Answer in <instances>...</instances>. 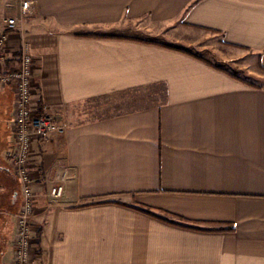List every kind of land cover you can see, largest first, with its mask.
Listing matches in <instances>:
<instances>
[{
  "label": "crops",
  "instance_id": "crops-1",
  "mask_svg": "<svg viewBox=\"0 0 264 264\" xmlns=\"http://www.w3.org/2000/svg\"><path fill=\"white\" fill-rule=\"evenodd\" d=\"M0 14L18 18L0 73L25 48L34 104L64 127L32 142L30 264H264V87L172 34L216 32L264 68V0H0ZM13 104L0 84V264L21 202Z\"/></svg>",
  "mask_w": 264,
  "mask_h": 264
},
{
  "label": "built area",
  "instance_id": "built-area-1",
  "mask_svg": "<svg viewBox=\"0 0 264 264\" xmlns=\"http://www.w3.org/2000/svg\"><path fill=\"white\" fill-rule=\"evenodd\" d=\"M30 1H23L21 15L31 9ZM4 30L0 34V62L8 59L7 40L9 32L16 29L18 18L0 14ZM0 84H13L14 104L11 131L14 139L12 152L9 153L14 175L20 183L21 202L15 214L13 233L14 264H30L33 240L31 220L35 209V195L32 189L33 176L30 169L33 140L43 139L54 133L64 132L56 118L50 114L46 105H36L33 101V63L31 55L22 48L17 64L0 73ZM63 194V186L54 185L48 195L58 201Z\"/></svg>",
  "mask_w": 264,
  "mask_h": 264
},
{
  "label": "rangeland",
  "instance_id": "rangeland-1",
  "mask_svg": "<svg viewBox=\"0 0 264 264\" xmlns=\"http://www.w3.org/2000/svg\"><path fill=\"white\" fill-rule=\"evenodd\" d=\"M172 34L174 35V44L186 51L240 77L247 83L264 87V68L259 65L256 57L249 54L240 60H235L236 51L222 42L220 34L184 26H179ZM157 38L167 39L162 34Z\"/></svg>",
  "mask_w": 264,
  "mask_h": 264
},
{
  "label": "trees",
  "instance_id": "trees-1",
  "mask_svg": "<svg viewBox=\"0 0 264 264\" xmlns=\"http://www.w3.org/2000/svg\"><path fill=\"white\" fill-rule=\"evenodd\" d=\"M218 67V66H217ZM220 68V67H219ZM222 69V68H221ZM230 75H232V76H234V77H237V76H235V75H233V74H231V73H229ZM238 78V77H237ZM140 210H142V211H145V212H147V213H150L151 214V212H150V209L149 208H139ZM165 220H167L166 218H164ZM167 221H169V222H172V223H174L173 221H170V220H167ZM179 225H181V224H179Z\"/></svg>",
  "mask_w": 264,
  "mask_h": 264
}]
</instances>
